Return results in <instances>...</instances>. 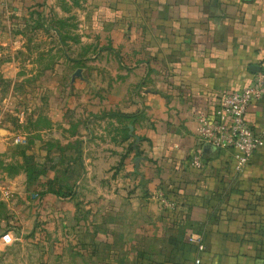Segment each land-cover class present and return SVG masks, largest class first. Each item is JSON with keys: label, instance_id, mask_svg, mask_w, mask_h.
I'll return each mask as SVG.
<instances>
[{"label": "crops", "instance_id": "obj_1", "mask_svg": "<svg viewBox=\"0 0 264 264\" xmlns=\"http://www.w3.org/2000/svg\"><path fill=\"white\" fill-rule=\"evenodd\" d=\"M263 65L264 0H0V82L32 84L0 97L28 101L42 168L2 175L0 264H264V144L190 164L197 115ZM246 119L264 138V97Z\"/></svg>", "mask_w": 264, "mask_h": 264}, {"label": "built area", "instance_id": "obj_2", "mask_svg": "<svg viewBox=\"0 0 264 264\" xmlns=\"http://www.w3.org/2000/svg\"><path fill=\"white\" fill-rule=\"evenodd\" d=\"M263 97L264 65L243 88L222 93L213 110L197 115L196 132L200 147L191 155L190 164L196 168L202 167V147L208 145L216 149L233 150L235 167L237 170H242L250 160L252 153L264 144L263 135L254 131L246 119L248 106ZM11 141L15 144L26 143V139L19 135L12 137ZM159 201L164 207L173 206V202L162 194L159 195ZM14 240L15 237L9 230L0 233V252ZM187 240L196 246L198 252L205 249L201 232L189 234ZM195 264H201V257L198 256L195 259Z\"/></svg>", "mask_w": 264, "mask_h": 264}, {"label": "rangeland", "instance_id": "obj_3", "mask_svg": "<svg viewBox=\"0 0 264 264\" xmlns=\"http://www.w3.org/2000/svg\"><path fill=\"white\" fill-rule=\"evenodd\" d=\"M54 40H50L48 37L44 35H38L34 38V44H42L43 48L45 45H49L53 43ZM18 88L19 91L27 90L32 87V84H12L10 82H0V96L8 95V93L14 88ZM43 112V110H41ZM30 110L28 107V101L19 99V98H7L6 100H2L0 97V116L2 122L0 123V127L7 129L9 133L6 136H2L3 139L0 142V182L4 184V178L2 175H6L12 171H18L20 168H24L29 165V161H32L31 157V148L28 145V132L30 131L31 121L29 114ZM41 112V113H42ZM42 116V114H41ZM43 122V119L41 120ZM39 123V121H38ZM37 125H44V122ZM5 131H2L4 134ZM19 135L26 139V143L15 144L13 143L12 137ZM44 147L40 148L39 154H43ZM31 158V159H30ZM28 161V162H26ZM32 163V162H31ZM35 181L30 184V187L34 186ZM2 188L0 189V197H1ZM35 196V195H34ZM4 201L0 199V222H8V225L11 228L17 227L14 223V219H12V214H9V211L5 209ZM1 230V229H0Z\"/></svg>", "mask_w": 264, "mask_h": 264}, {"label": "trees", "instance_id": "obj_4", "mask_svg": "<svg viewBox=\"0 0 264 264\" xmlns=\"http://www.w3.org/2000/svg\"><path fill=\"white\" fill-rule=\"evenodd\" d=\"M31 157H32V161H29V165L24 167V170L26 172V182H27L28 185H30L31 183H33V181H35L34 180L35 179V176L37 174H39L40 171H42V168L40 169L39 166L34 163V160H33V156L32 155H31ZM26 162H28V161H26Z\"/></svg>", "mask_w": 264, "mask_h": 264}]
</instances>
